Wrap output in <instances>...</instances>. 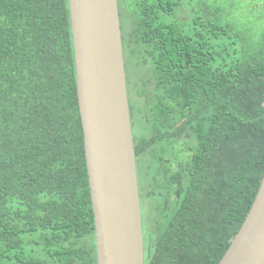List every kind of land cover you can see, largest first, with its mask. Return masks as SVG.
I'll return each instance as SVG.
<instances>
[{
  "label": "trees",
  "instance_id": "1",
  "mask_svg": "<svg viewBox=\"0 0 264 264\" xmlns=\"http://www.w3.org/2000/svg\"><path fill=\"white\" fill-rule=\"evenodd\" d=\"M124 46L155 65L138 159L189 152L145 192L172 204L145 264H219L264 177V0H143ZM0 264H98L70 0H0Z\"/></svg>",
  "mask_w": 264,
  "mask_h": 264
},
{
  "label": "water",
  "instance_id": "2",
  "mask_svg": "<svg viewBox=\"0 0 264 264\" xmlns=\"http://www.w3.org/2000/svg\"><path fill=\"white\" fill-rule=\"evenodd\" d=\"M98 264H145L138 157L119 0H70ZM219 264H264V177Z\"/></svg>",
  "mask_w": 264,
  "mask_h": 264
},
{
  "label": "rangeland",
  "instance_id": "3",
  "mask_svg": "<svg viewBox=\"0 0 264 264\" xmlns=\"http://www.w3.org/2000/svg\"><path fill=\"white\" fill-rule=\"evenodd\" d=\"M143 0H120V10L122 16L123 37L127 42L132 39L136 24L139 19V4ZM151 1V0H148ZM127 49V47H126ZM126 66L128 74V85L131 105L133 106L134 134L137 139L153 134L152 126L148 119V107L145 106L144 94L151 95L155 91L156 74L155 65L151 56L142 48V51L134 52L127 49ZM145 113V114H144ZM150 127H149V126ZM189 158V152L184 147V141L179 138L167 139L158 142L146 154L138 159L140 186L142 191V208L145 221V228L152 224L149 221L153 217L159 216L158 209L168 210L171 203L160 198H152L145 195L146 190L151 189L157 183L156 177L166 178L167 170L172 168L175 172L182 163ZM158 199V200H157Z\"/></svg>",
  "mask_w": 264,
  "mask_h": 264
},
{
  "label": "flooded vegetation",
  "instance_id": "4",
  "mask_svg": "<svg viewBox=\"0 0 264 264\" xmlns=\"http://www.w3.org/2000/svg\"><path fill=\"white\" fill-rule=\"evenodd\" d=\"M149 221L151 222V224H153V223H154V221H155V218L153 217L151 220L149 219ZM143 223H144V231H145V230H146V228H145L144 215H143Z\"/></svg>",
  "mask_w": 264,
  "mask_h": 264
}]
</instances>
